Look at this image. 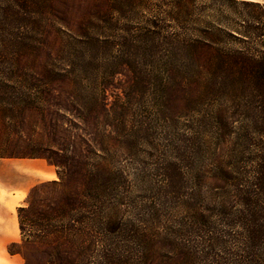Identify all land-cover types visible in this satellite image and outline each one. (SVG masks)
Here are the masks:
<instances>
[{
  "label": "rangeland",
  "instance_id": "374dc122",
  "mask_svg": "<svg viewBox=\"0 0 264 264\" xmlns=\"http://www.w3.org/2000/svg\"><path fill=\"white\" fill-rule=\"evenodd\" d=\"M147 3L161 7L162 0H53L41 30L45 44L18 55V66L34 76L27 86L46 90L48 84L52 92L42 94L43 105L22 112L11 113L9 97L0 98V157L42 158L56 164L60 176L34 187L19 211L22 242L14 250L25 264L212 262L197 233L215 207L207 187L214 180L199 188L180 159V85L158 69L150 72L146 36L130 30L137 23L142 29ZM135 35L139 54L132 56ZM256 89L238 85L232 97L223 99L221 90L209 96L214 176L226 159V132L235 133L241 151L249 144L246 134L256 143L252 157L260 151Z\"/></svg>",
  "mask_w": 264,
  "mask_h": 264
},
{
  "label": "trees",
  "instance_id": "16d2710c",
  "mask_svg": "<svg viewBox=\"0 0 264 264\" xmlns=\"http://www.w3.org/2000/svg\"><path fill=\"white\" fill-rule=\"evenodd\" d=\"M52 1L0 0V98L9 97L11 113L37 109L45 102L42 94L52 92L48 84L46 90L37 84L28 87L27 79L34 76L18 66L20 53L45 44L41 30L46 15L52 11ZM150 3L143 7L146 21L142 29L137 23L130 30L146 36L144 56L150 72L158 69L162 78L180 85V118L186 122H182L180 159L194 171L199 188L204 187V182L208 185L206 179L214 180L207 187L215 207L207 209L208 226L199 221L200 247L210 249L211 264H264V4L162 0L161 7L153 8ZM130 12H136L135 8ZM58 25L59 33L66 37L65 26ZM137 37L129 41L132 48L138 43ZM131 54L137 56L139 50ZM63 72L62 67L55 68L59 76ZM238 85H252L261 93L260 151L252 157L251 147L256 143H251L248 134L245 142L249 144L241 151L238 138L233 137L235 133L226 132L229 146L218 177L213 175L217 167H209L211 137L205 107L215 91L221 90L223 99L232 97ZM57 96L61 98V94ZM54 106L59 113L66 111L62 103ZM21 231L23 234L22 226ZM15 246L10 247V253H17ZM201 253L202 250L198 255Z\"/></svg>",
  "mask_w": 264,
  "mask_h": 264
},
{
  "label": "crops",
  "instance_id": "0c3cea01",
  "mask_svg": "<svg viewBox=\"0 0 264 264\" xmlns=\"http://www.w3.org/2000/svg\"><path fill=\"white\" fill-rule=\"evenodd\" d=\"M59 177L42 158H0V264H25L22 255L9 251L22 242L19 211L34 187Z\"/></svg>",
  "mask_w": 264,
  "mask_h": 264
}]
</instances>
